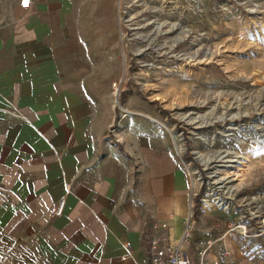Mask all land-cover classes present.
<instances>
[{
  "label": "crops",
  "instance_id": "obj_1",
  "mask_svg": "<svg viewBox=\"0 0 264 264\" xmlns=\"http://www.w3.org/2000/svg\"><path fill=\"white\" fill-rule=\"evenodd\" d=\"M119 2L0 0V264H148V236L180 233L192 178L173 134L110 97Z\"/></svg>",
  "mask_w": 264,
  "mask_h": 264
},
{
  "label": "rangeland",
  "instance_id": "obj_2",
  "mask_svg": "<svg viewBox=\"0 0 264 264\" xmlns=\"http://www.w3.org/2000/svg\"><path fill=\"white\" fill-rule=\"evenodd\" d=\"M119 3L112 101L139 100L159 118L197 196L221 188L240 201L264 186V0ZM240 151L248 161L231 171L226 160Z\"/></svg>",
  "mask_w": 264,
  "mask_h": 264
},
{
  "label": "built area",
  "instance_id": "obj_3",
  "mask_svg": "<svg viewBox=\"0 0 264 264\" xmlns=\"http://www.w3.org/2000/svg\"><path fill=\"white\" fill-rule=\"evenodd\" d=\"M118 115L125 113L121 110ZM117 125L118 121L112 123L110 130ZM198 189L201 187L193 190L191 183L187 211L177 238L157 234L147 237L148 264H231L235 255L264 264V186L240 201L224 196L221 188L203 192L195 205ZM211 206L223 211L226 217L218 233L207 235L196 227V218ZM62 208L60 199L50 207V214L59 215ZM167 226L165 220L151 223L153 228Z\"/></svg>",
  "mask_w": 264,
  "mask_h": 264
},
{
  "label": "bare ground",
  "instance_id": "obj_4",
  "mask_svg": "<svg viewBox=\"0 0 264 264\" xmlns=\"http://www.w3.org/2000/svg\"><path fill=\"white\" fill-rule=\"evenodd\" d=\"M126 113V112H125ZM175 140V137H174ZM179 146V145H177ZM227 162L232 163L231 165H228L227 167L229 169H231V171H235V169L238 168H242L243 166L246 165L247 161H248V156L245 155L244 153H242L241 151L238 154L235 155H230V158L226 160ZM238 178V177H237ZM221 179V178H220ZM238 180V179H237ZM217 197V196H216ZM215 198V196H214ZM207 203V202H206ZM212 207V206H211ZM209 207V208H211Z\"/></svg>",
  "mask_w": 264,
  "mask_h": 264
},
{
  "label": "trees",
  "instance_id": "obj_5",
  "mask_svg": "<svg viewBox=\"0 0 264 264\" xmlns=\"http://www.w3.org/2000/svg\"><path fill=\"white\" fill-rule=\"evenodd\" d=\"M194 200H195V205H197V202H198V196L197 195L195 196Z\"/></svg>",
  "mask_w": 264,
  "mask_h": 264
},
{
  "label": "flooded vegetation",
  "instance_id": "obj_6",
  "mask_svg": "<svg viewBox=\"0 0 264 264\" xmlns=\"http://www.w3.org/2000/svg\"><path fill=\"white\" fill-rule=\"evenodd\" d=\"M151 42H154L153 39H151V41L149 43H151Z\"/></svg>",
  "mask_w": 264,
  "mask_h": 264
}]
</instances>
